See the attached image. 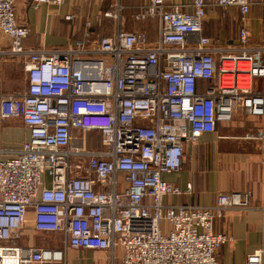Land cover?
Here are the masks:
<instances>
[{
  "label": "built area",
  "instance_id": "1",
  "mask_svg": "<svg viewBox=\"0 0 264 264\" xmlns=\"http://www.w3.org/2000/svg\"><path fill=\"white\" fill-rule=\"evenodd\" d=\"M64 0H31L61 5ZM112 33L76 47L28 50V28L17 22V0H0V30L9 53L26 57L27 87L0 94V119L20 117L29 130L19 149L0 158V264H64L63 249L24 248L17 239L29 209L42 232H59L64 246L121 250V264H218L231 236L213 221L228 208L244 210L264 232V205L232 186L211 206L171 204L189 193L163 179L180 170L184 146L221 124L244 119L245 139L264 143V43L251 45L252 0H138L136 22H156V36L124 30L115 0ZM264 4V0L258 1ZM238 11L236 46L204 33L217 8ZM73 16L67 14L66 20ZM96 130L97 148L75 132ZM257 131V132H256ZM264 264V247L246 256Z\"/></svg>",
  "mask_w": 264,
  "mask_h": 264
},
{
  "label": "crops",
  "instance_id": "2",
  "mask_svg": "<svg viewBox=\"0 0 264 264\" xmlns=\"http://www.w3.org/2000/svg\"><path fill=\"white\" fill-rule=\"evenodd\" d=\"M75 2L64 0L61 5L43 3L34 9L30 0H19L15 4L16 19L29 30L23 39L25 48L51 50L76 47V44L86 39L84 31L87 20L92 26L86 40H96L115 29V22L104 15L106 10L101 11L97 3L78 10ZM67 14L73 18L66 20ZM252 21L251 15L248 17V26L254 35ZM135 25L146 28L150 39L155 38L157 32L154 20ZM9 43V37L0 30L1 95L20 94L27 87L26 57L10 54ZM251 128L244 119H240L230 125L221 124L213 132L202 133L194 144H185L180 170L165 173L162 177L182 191L187 183H191L192 189L189 193L166 196L164 200L171 204L211 206L218 192L241 186L251 191L252 208L263 206L264 143L243 138L244 133ZM75 132L83 141L90 131ZM28 136L29 130L20 117L0 119V158L12 155ZM247 217L244 210L228 208L221 217L214 219L213 230L224 231L231 236V240L216 252L218 264H246L249 253L264 247L262 224L252 222ZM5 243L24 248L63 249L64 264H121L120 249H116L114 256H111L108 250L70 248L64 246L61 233L36 230L32 209L26 214L20 236Z\"/></svg>",
  "mask_w": 264,
  "mask_h": 264
},
{
  "label": "rangeland",
  "instance_id": "3",
  "mask_svg": "<svg viewBox=\"0 0 264 264\" xmlns=\"http://www.w3.org/2000/svg\"><path fill=\"white\" fill-rule=\"evenodd\" d=\"M253 4L248 15H252V28H250V44L262 45L264 43V4H260L259 0H252ZM97 3V4H96ZM115 0H76V9L82 10L86 7L90 8L91 5H99L101 11H115ZM137 0H121L122 5L128 6L121 13L122 29L124 30H147L146 28H140L135 25L136 22L132 19L133 6H135ZM99 9V8H98ZM105 11V12H106ZM104 12V13H105ZM89 13V12H88ZM99 17V16H98ZM238 11L235 7L220 9L217 8L213 14L208 15L204 25V33L212 38V40L219 46H236L237 42V27H238ZM111 20H115L110 17ZM132 24V25H131ZM114 31V30H113ZM112 31V32H113ZM111 32V33H112ZM264 60V59H263ZM85 137V136H84ZM84 144L89 148H97L100 143V135L96 130L90 131L86 138H84Z\"/></svg>",
  "mask_w": 264,
  "mask_h": 264
},
{
  "label": "water",
  "instance_id": "4",
  "mask_svg": "<svg viewBox=\"0 0 264 264\" xmlns=\"http://www.w3.org/2000/svg\"><path fill=\"white\" fill-rule=\"evenodd\" d=\"M18 1H19V0H17V2H18ZM30 1H31V0H30ZM17 2H16V3H17ZM16 3H15V4H16ZM14 12H15V5H14ZM15 16H16V13H15ZM16 20H17V19H16Z\"/></svg>",
  "mask_w": 264,
  "mask_h": 264
}]
</instances>
